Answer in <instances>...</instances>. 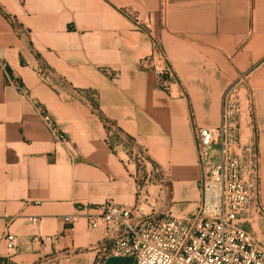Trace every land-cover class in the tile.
Returning a JSON list of instances; mask_svg holds the SVG:
<instances>
[{"label":"crops","instance_id":"crops-1","mask_svg":"<svg viewBox=\"0 0 264 264\" xmlns=\"http://www.w3.org/2000/svg\"><path fill=\"white\" fill-rule=\"evenodd\" d=\"M136 17L152 36L136 30ZM154 40L181 81L172 95L140 67ZM43 67L67 81L65 93L41 82ZM102 69L119 75L112 80ZM9 77L45 106L68 144L54 141ZM241 77L243 97L253 94L264 208V0H0V257L9 231L18 264H95L106 229H89L87 216L109 201L136 205L132 144L166 175L149 187L151 202L161 189L174 214L194 212L202 176L195 128L221 124L224 95ZM72 88L97 100L72 99ZM103 119L120 134L109 136ZM69 216L79 217L71 227ZM251 232L264 244V220Z\"/></svg>","mask_w":264,"mask_h":264},{"label":"built area","instance_id":"built-area-1","mask_svg":"<svg viewBox=\"0 0 264 264\" xmlns=\"http://www.w3.org/2000/svg\"><path fill=\"white\" fill-rule=\"evenodd\" d=\"M9 21L18 33L22 32L14 19ZM134 24L137 31L152 36L138 17ZM140 67L156 74L160 90L172 95L175 86L181 88L161 41H152L151 55L140 62ZM102 73L112 80L119 75L111 69H102ZM37 75L42 83L59 94L70 86L46 67L38 69ZM246 82L247 77H241L226 91L218 127L195 128L202 176L200 201L191 214L176 215L171 208H166L161 200V189L155 202H151L149 187L161 186L166 175L151 161L146 149L131 145L133 160L140 170L136 205L125 207L109 201L96 207L100 215L87 216L89 229H106L105 239L96 248L95 264L121 258L135 259L136 264H264V244L251 232L254 224L264 220V208L253 94L250 92L243 97L241 91ZM9 85L33 104L38 118L56 143H69L45 106L31 97L25 85L11 77ZM70 97L93 103L98 96L93 91L72 88ZM103 122L109 136L120 134L109 121L103 119ZM129 165L130 161L127 167ZM78 220V216H69L65 224L71 227ZM2 240L8 254L0 257V264H18L15 260L19 253L17 237L5 231Z\"/></svg>","mask_w":264,"mask_h":264}]
</instances>
